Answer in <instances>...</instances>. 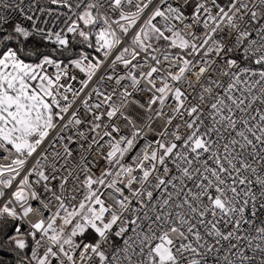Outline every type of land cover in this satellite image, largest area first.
Returning a JSON list of instances; mask_svg holds the SVG:
<instances>
[{
    "label": "snow or ice",
    "instance_id": "6c2138e0",
    "mask_svg": "<svg viewBox=\"0 0 264 264\" xmlns=\"http://www.w3.org/2000/svg\"><path fill=\"white\" fill-rule=\"evenodd\" d=\"M0 264H264V0H0Z\"/></svg>",
    "mask_w": 264,
    "mask_h": 264
},
{
    "label": "built area",
    "instance_id": "2783aa9c",
    "mask_svg": "<svg viewBox=\"0 0 264 264\" xmlns=\"http://www.w3.org/2000/svg\"><path fill=\"white\" fill-rule=\"evenodd\" d=\"M140 98V100H141V103H143L144 101H143V97H139ZM137 111H140L141 112V115H144V113L142 112V110H137Z\"/></svg>",
    "mask_w": 264,
    "mask_h": 264
}]
</instances>
